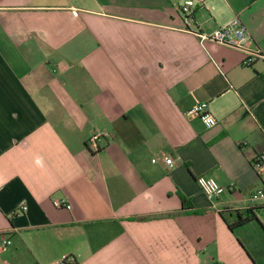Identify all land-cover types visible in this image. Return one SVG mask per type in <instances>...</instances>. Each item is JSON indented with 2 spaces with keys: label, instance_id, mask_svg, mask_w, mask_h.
Returning <instances> with one entry per match:
<instances>
[{
  "label": "crops",
  "instance_id": "obj_1",
  "mask_svg": "<svg viewBox=\"0 0 264 264\" xmlns=\"http://www.w3.org/2000/svg\"><path fill=\"white\" fill-rule=\"evenodd\" d=\"M186 1L0 0V264L264 258L260 219L228 226L264 214V0H193L195 33ZM235 21L241 49L196 35ZM200 176L233 189L211 201Z\"/></svg>",
  "mask_w": 264,
  "mask_h": 264
},
{
  "label": "built area",
  "instance_id": "obj_2",
  "mask_svg": "<svg viewBox=\"0 0 264 264\" xmlns=\"http://www.w3.org/2000/svg\"><path fill=\"white\" fill-rule=\"evenodd\" d=\"M195 9L196 3L193 0H187L183 6L180 8V13L183 17L185 30L195 33L191 30L190 25L195 23ZM73 14L77 16V12L73 11ZM201 42L210 41L217 44H221L227 47L241 49L243 48L244 42L246 41V30L239 24L238 21L233 22L232 24L219 28L210 34L197 33L196 34ZM188 120H200L206 129H212L216 121L213 115L209 112L208 104L205 102H200L195 104L191 109L186 113ZM109 135L104 133H95L88 141V147L93 151L99 149V142L103 139H106ZM163 161L167 166H172L173 161L169 157L163 156ZM156 162V160H153ZM255 169L259 172H264V152L260 153L255 162ZM197 185L201 192L211 201L219 199L227 191H231L233 188H225L221 186L214 178L208 176H200L196 180ZM254 199H264V190H258L253 196ZM53 206L58 209L71 210L72 206L70 203L65 200H56L53 202ZM21 213L27 211V206L25 204L21 205ZM11 242L9 240L5 241V245H9ZM56 264H74V259L69 257L63 261H60Z\"/></svg>",
  "mask_w": 264,
  "mask_h": 264
},
{
  "label": "trees",
  "instance_id": "obj_3",
  "mask_svg": "<svg viewBox=\"0 0 264 264\" xmlns=\"http://www.w3.org/2000/svg\"><path fill=\"white\" fill-rule=\"evenodd\" d=\"M182 203H183V206L185 208H187V209L191 208V207L189 208V203H188V201L185 198H182ZM256 210H259V208L247 209L244 215L239 214L237 222L234 223V224H229L228 225L229 228L231 230H234L236 227L243 226V225L249 223L252 220L258 221V218H257V215H256ZM200 213H203V212H200ZM168 216H174V215H168ZM145 219H148V218H144V220Z\"/></svg>",
  "mask_w": 264,
  "mask_h": 264
},
{
  "label": "rangeland",
  "instance_id": "obj_4",
  "mask_svg": "<svg viewBox=\"0 0 264 264\" xmlns=\"http://www.w3.org/2000/svg\"><path fill=\"white\" fill-rule=\"evenodd\" d=\"M184 5V3L181 5V6H183ZM258 219H260V221H261V223L263 224V226H264V214L263 213H259L258 214ZM256 259L258 260V264H264V258H257L256 257Z\"/></svg>",
  "mask_w": 264,
  "mask_h": 264
}]
</instances>
